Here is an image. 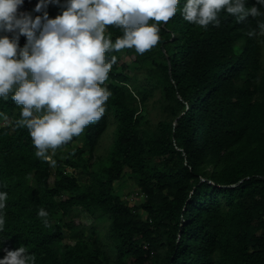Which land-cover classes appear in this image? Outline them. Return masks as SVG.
I'll return each instance as SVG.
<instances>
[{
  "label": "trees",
  "instance_id": "obj_1",
  "mask_svg": "<svg viewBox=\"0 0 264 264\" xmlns=\"http://www.w3.org/2000/svg\"><path fill=\"white\" fill-rule=\"evenodd\" d=\"M183 2L158 22L152 48L106 51L117 60L104 82L105 112L78 135L80 145L57 148L55 165L36 156L16 123L21 106L11 94L0 98V119L11 118L0 127V190L8 193L0 257L24 244L35 264H264V35L247 34L264 17L238 22L222 10L218 25L200 26L183 18ZM107 31L113 40L121 34ZM25 40L21 34L19 44ZM124 53L134 58L119 70ZM156 91L153 120L145 107ZM125 169L144 195L138 205L114 191ZM77 206L89 225L63 222ZM64 228L78 232L74 242Z\"/></svg>",
  "mask_w": 264,
  "mask_h": 264
},
{
  "label": "clouds",
  "instance_id": "obj_2",
  "mask_svg": "<svg viewBox=\"0 0 264 264\" xmlns=\"http://www.w3.org/2000/svg\"><path fill=\"white\" fill-rule=\"evenodd\" d=\"M246 2L184 0L181 14L200 26L218 25L222 10L238 22L264 17V0L251 8ZM23 3L0 0V98L11 94L21 106L16 123L28 129L36 156L55 165L56 149L105 112L111 93L104 82L117 60L114 55L106 59V51L134 48L142 54L152 48L160 40L158 22L175 14L180 0H36L31 11L18 7ZM50 3L60 5L54 17L47 11ZM108 25L121 30L114 40ZM258 33L264 35V19L247 34ZM21 34L26 37L22 46ZM7 196L0 190V240ZM37 215L47 217L48 212L40 208ZM0 264H35V256L21 244L5 249Z\"/></svg>",
  "mask_w": 264,
  "mask_h": 264
},
{
  "label": "rangeland",
  "instance_id": "obj_3",
  "mask_svg": "<svg viewBox=\"0 0 264 264\" xmlns=\"http://www.w3.org/2000/svg\"><path fill=\"white\" fill-rule=\"evenodd\" d=\"M36 3V1H33V5L30 8H33L34 4ZM51 6L52 4L50 3L48 5L47 11L49 13V16H55L54 13L51 11ZM35 14H39V13H33V15ZM107 31V29H106ZM134 58L133 54H127L124 53L122 54L120 60L118 61V66H119V70H121L120 66L121 63H125V64H131L132 60ZM124 72L128 73L129 75L132 73L131 68L128 69H124ZM142 82V81H141ZM159 100H160V93L158 91H156L153 95V97L148 99V102L146 104V111L148 109L149 112V116L153 119L156 120L160 117V111H159ZM3 125H11V118L6 116L0 119V127ZM113 128V125H111L109 127V130L106 132V134L101 138L100 143L98 145V150L101 153H104L106 145L108 144L109 141V133L111 131V129ZM67 144L69 145H80L81 143L79 142L78 136H74L70 141L67 142ZM64 149L60 148V149H56L58 151H62ZM77 153V151H73L71 153V157L74 156ZM67 169V167H66ZM67 170H70V168H68ZM54 167L51 170V184H52V180L54 178ZM114 191L117 193V195L125 201V203H127L128 205H138L140 203H142L145 199H144V195L143 193L140 191V189L137 187V185L134 182L133 177L130 175V172L128 171V169H125V172L123 174V176L119 179L116 180L114 182ZM137 212L140 213V215L142 216V218L144 219L146 217V213L142 208H137ZM62 220L63 222H73L76 226L78 225H89L92 222V217L89 215V213H87V211L81 207V206H77V207H73L72 209H70L68 212L64 213V215L62 216ZM104 223V222H103ZM103 223H100V229L102 231V234L104 235L106 232V225H103ZM64 240L66 242H74V238H76V236L78 235V232H74V231H70L67 228H64ZM159 251H163V248L159 247L158 248ZM129 260V259H127Z\"/></svg>",
  "mask_w": 264,
  "mask_h": 264
},
{
  "label": "built area",
  "instance_id": "obj_4",
  "mask_svg": "<svg viewBox=\"0 0 264 264\" xmlns=\"http://www.w3.org/2000/svg\"><path fill=\"white\" fill-rule=\"evenodd\" d=\"M34 0H24L23 5L18 6L22 10H30ZM10 35V33H9Z\"/></svg>",
  "mask_w": 264,
  "mask_h": 264
}]
</instances>
